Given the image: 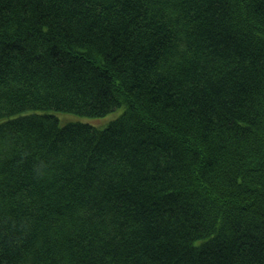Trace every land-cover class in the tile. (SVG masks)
I'll list each match as a JSON object with an SVG mask.
<instances>
[{
	"label": "trees",
	"instance_id": "16d2710c",
	"mask_svg": "<svg viewBox=\"0 0 264 264\" xmlns=\"http://www.w3.org/2000/svg\"><path fill=\"white\" fill-rule=\"evenodd\" d=\"M0 264H264V0H0Z\"/></svg>",
	"mask_w": 264,
	"mask_h": 264
},
{
	"label": "rangeland",
	"instance_id": "374dc122",
	"mask_svg": "<svg viewBox=\"0 0 264 264\" xmlns=\"http://www.w3.org/2000/svg\"><path fill=\"white\" fill-rule=\"evenodd\" d=\"M122 110H123L122 108H119L115 111L108 113L105 116H102V117H89V116L78 114L75 112H64V111H56L55 114L59 117V120L62 124L66 123V122H72V121H82V122H90V123H92V122L102 123L103 122L104 123L103 125H100V126L96 125V126L104 127L111 120H113L114 118L119 116L121 114Z\"/></svg>",
	"mask_w": 264,
	"mask_h": 264
}]
</instances>
